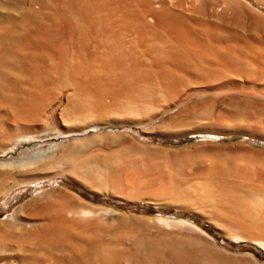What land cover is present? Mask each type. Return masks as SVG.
<instances>
[{
    "label": "bare ground",
    "instance_id": "6f19581e",
    "mask_svg": "<svg viewBox=\"0 0 264 264\" xmlns=\"http://www.w3.org/2000/svg\"><path fill=\"white\" fill-rule=\"evenodd\" d=\"M61 176L157 214L51 186L0 264H264V0H0V202Z\"/></svg>",
    "mask_w": 264,
    "mask_h": 264
},
{
    "label": "rangeland",
    "instance_id": "374dc122",
    "mask_svg": "<svg viewBox=\"0 0 264 264\" xmlns=\"http://www.w3.org/2000/svg\"><path fill=\"white\" fill-rule=\"evenodd\" d=\"M91 46V45H90ZM98 46H101V47H104L103 45H98ZM97 45L94 46L92 45L90 48H93V47H98ZM84 47V46H83ZM85 47L89 48V46L85 45ZM124 128H120V129H114L115 131H123ZM133 130L136 129L137 132H132V134H134V136L136 138L139 139V135H142L144 140L141 139V142L142 140L147 143H159V144H162L164 146H169V147H180V146H184L183 144H185L186 142L188 143H193V142H198V140H202V137H179V138H176V137H156V136H151L149 135L148 133L146 134L142 128H132ZM107 131V129H104L103 132ZM98 132V131H96ZM95 131H92L91 133H96ZM148 135V136H147ZM74 137V136H73ZM73 137H69V138H55V137H51V139H48V140H44V141H41L40 144L47 147L48 144H51V143H60L62 141H68V140H72ZM78 137V136H77ZM81 137H84L83 135ZM79 137V138H81ZM76 138V137H74ZM199 138V139H198ZM201 138V139H200ZM139 139V141H140ZM205 139V138H204ZM243 138L241 137H236V136H227V137H217L216 140L219 141L220 143H229V142H236V141H241ZM245 141H250V140H246V139H243ZM193 141V142H191ZM225 141V142H224ZM252 142V141H250ZM187 144V143H186ZM28 144H25L24 147H26ZM21 150V148H18L16 149L14 152H11L13 155H17L19 153V151ZM9 154H7V157H8ZM58 185H61L77 194H79L80 196H83L85 195V197H89L90 200L94 203H97L95 200L98 199V200H108V202H104L105 204H102V203H98V204H101V205H107L108 206H111L116 208V207H119L121 208L120 210L123 211L122 209H127V210H124L129 212V213H136V214H157L156 211H154L153 207H149L146 205H143V204H140L139 206H128L126 204H123L125 206H118L120 205V203H122L121 201H125V200H121V201H118V200H114L112 198H101L93 193H91L90 191L86 190L83 186H81L79 183L77 182H73L72 180L64 177V176H61V177H58V178H54V179H51V180H47V181H42L40 183H38L37 185L35 186H26V187H23V188H19V189H16L14 191H12L9 196L4 200V201H1L0 202V218H5L9 213H11L13 211V209L15 208V206H17L19 203H22L23 201L25 200H29L31 199L33 196H35V194H37L38 192H41V191H44L46 190L47 188L51 187V186H58ZM83 194V195H82ZM88 200V199H87ZM88 200V201H90ZM125 202H128V201H125ZM142 203V202H140ZM116 206V207H115ZM149 207V208H148ZM118 209V208H117ZM162 213L166 214V215H170V216H175V215H180V216H184V215H181V213L177 214L178 212H176L175 210H172V209H165ZM189 215V214H188ZM192 216V215H191ZM184 217H187V216H184ZM195 219V217H194ZM209 232H211V234H213L214 236H216V233H214V231H211L210 229H208ZM217 240L220 242V243H224L225 245H227L228 248L232 249V250H241V247H236L234 245H229V244H226L221 238H217ZM244 250L248 249V248H244ZM238 250V251H239ZM260 260H264V257L263 256H259L258 257Z\"/></svg>",
    "mask_w": 264,
    "mask_h": 264
},
{
    "label": "crops",
    "instance_id": "0c3cea01",
    "mask_svg": "<svg viewBox=\"0 0 264 264\" xmlns=\"http://www.w3.org/2000/svg\"><path fill=\"white\" fill-rule=\"evenodd\" d=\"M150 144H158V143H150ZM183 145H186V143L185 144H183ZM167 146V145H166ZM91 202V201H90ZM122 203L121 204H126V205H128V206H139L140 204H143V205H145V203H140V202H130V201H128V202H125V201H121ZM93 203V202H92Z\"/></svg>",
    "mask_w": 264,
    "mask_h": 264
},
{
    "label": "trees",
    "instance_id": "16d2710c",
    "mask_svg": "<svg viewBox=\"0 0 264 264\" xmlns=\"http://www.w3.org/2000/svg\"><path fill=\"white\" fill-rule=\"evenodd\" d=\"M83 195V194H82ZM83 196H85V195H83ZM88 199L90 200V198L88 197ZM97 203H102V204H105L104 202H108V200H98V199H96L95 200ZM108 205V204H107ZM112 206V205H111ZM118 206H125V205H123V204H121L120 203V205H118ZM116 207V206H115ZM116 208H118V209H121V208H119V207H116ZM122 210H127V209H122Z\"/></svg>",
    "mask_w": 264,
    "mask_h": 264
}]
</instances>
